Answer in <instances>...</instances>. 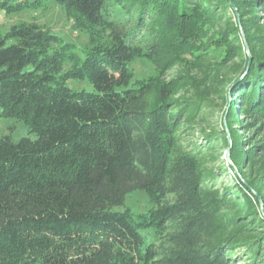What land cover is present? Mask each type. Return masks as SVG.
I'll use <instances>...</instances> for the list:
<instances>
[{
	"label": "trees",
	"instance_id": "16d2710c",
	"mask_svg": "<svg viewBox=\"0 0 264 264\" xmlns=\"http://www.w3.org/2000/svg\"><path fill=\"white\" fill-rule=\"evenodd\" d=\"M43 1L0 0V10L18 14ZM50 1L89 45L81 57L34 23L0 31V118L35 136L0 139V264H233L236 249L264 264V0ZM226 6L232 17L216 30ZM209 49L223 62L244 56L220 130L243 191L245 211L233 216L222 210L236 192L213 189L198 152L179 143L193 112L181 117L186 106L170 101L176 84L163 80L172 66L188 68L185 55L204 58ZM137 60L157 74L135 78ZM135 191L150 210L124 208ZM151 228L158 246L144 245L141 230Z\"/></svg>",
	"mask_w": 264,
	"mask_h": 264
},
{
	"label": "rangeland",
	"instance_id": "374dc122",
	"mask_svg": "<svg viewBox=\"0 0 264 264\" xmlns=\"http://www.w3.org/2000/svg\"><path fill=\"white\" fill-rule=\"evenodd\" d=\"M17 1V0H13ZM231 1V0H230ZM216 21V30L222 28L226 23L227 16L232 17L231 9L226 6L221 12ZM258 21L264 29V13L257 14ZM20 22L34 23L44 29L56 34L62 43H69L74 46V51L82 57V50L89 45L88 37L75 30L72 27V22L67 19L65 12L61 6L53 1H43V3L35 10H25L18 14H6L0 10V31L6 32L11 26ZM240 24L239 19H237ZM241 39L243 40V53L248 58V64L251 62V54L245 42L244 32L241 30ZM206 57V58H205ZM202 55L191 56L185 55L184 61L188 68L182 65L172 66L163 76L166 83L173 82L176 84V89L171 91L170 101H179L176 105L178 108H184L183 117L187 111L193 112V119L189 123H185L179 129L180 140L182 146H186L187 151L197 153L203 159V166L206 171L214 175V181L210 185L213 189H218L222 194L226 188H232L236 192L235 197L231 196L230 203L226 204L222 213L231 216L236 215L239 211H245L244 199L242 192L236 188V172L234 168L230 167L229 152L223 144V132L221 133V123L225 126V116L229 104L233 101L232 94L243 81L241 75L240 62L244 56H235L230 62H223L220 60L214 49H209L206 56ZM199 58V59H198ZM69 64L65 63V68ZM135 78H145L149 75H155V66L146 60H137L130 66ZM182 73V74H181ZM67 85L73 89H85L92 91V87L86 82L81 80H70ZM192 103L195 106H190ZM243 102L237 109L238 121H243L244 114L242 113ZM246 119V118H245ZM236 123V122H235ZM244 124V123H243ZM236 130L240 135H243L247 140L252 136L253 130L246 131L241 125H235ZM217 132H220L216 135ZM227 139L230 142L228 130H224ZM10 136L13 141H17L22 137L29 136L34 139L33 134H28L26 125L14 118H0V139L3 136ZM207 136L211 139L207 140ZM188 143H190L188 145ZM192 144V145H191ZM194 145V146H193ZM261 163H264V151L259 157ZM171 199V196H169ZM234 198L235 201H232ZM238 200V202H236ZM259 211L261 212L264 221L263 202ZM153 207L148 200L147 196L140 192L135 191L130 193L124 202V208H128L134 213L147 212ZM242 207V208H241ZM242 209V210H241ZM123 210V208H121ZM263 227V228H262ZM258 230L264 231V224L260 225ZM141 233L144 238V245L154 243L157 246L160 244V239L154 235V230L143 229ZM263 242H264V234ZM233 264H251V257L247 256V252L243 249H236L233 252ZM142 264V263H141Z\"/></svg>",
	"mask_w": 264,
	"mask_h": 264
}]
</instances>
